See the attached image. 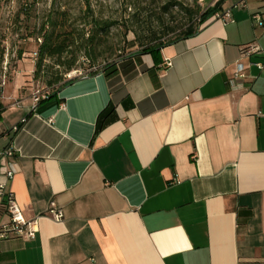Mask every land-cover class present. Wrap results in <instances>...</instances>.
Instances as JSON below:
<instances>
[{
    "label": "crops",
    "instance_id": "obj_1",
    "mask_svg": "<svg viewBox=\"0 0 264 264\" xmlns=\"http://www.w3.org/2000/svg\"><path fill=\"white\" fill-rule=\"evenodd\" d=\"M200 1L196 34L34 110L33 62L1 72L0 226L12 194L38 232L0 241V264H264V53L241 56L264 50V0Z\"/></svg>",
    "mask_w": 264,
    "mask_h": 264
},
{
    "label": "rangeland",
    "instance_id": "obj_2",
    "mask_svg": "<svg viewBox=\"0 0 264 264\" xmlns=\"http://www.w3.org/2000/svg\"><path fill=\"white\" fill-rule=\"evenodd\" d=\"M25 2V0H0V41L4 48L1 68L5 66L6 70L2 72L6 77H9L23 56L26 60H31L34 65L37 62V56L34 61L32 54H37L42 40L35 35L27 39L20 37L24 34L23 22H21L23 16L17 17L16 14ZM34 3V15L30 26L34 24L38 26L48 18L54 19L59 11L65 12L68 18L67 27L72 25L82 28V22L90 21L91 18L114 22V26L96 41L93 51L100 57L94 67L83 55L84 49L90 48V45L84 43L75 45V50L79 51V58L76 68L71 71L76 73L71 78L89 76L90 72L108 63L139 52L143 47L142 44L147 41L146 32L150 26L156 27L157 18L163 13L164 6L179 4L169 7L170 14H164V22L180 25L186 20V15L179 6L192 8L194 5L193 0H34ZM197 3L202 13L205 10L204 3L200 0H197ZM194 23H197V18L194 19ZM19 51H22L20 57ZM43 64L44 67L39 71L38 76L34 73L31 75L33 89L36 87L56 89L68 80L66 76L71 72L62 74V67L55 65L53 60H46ZM52 74L62 75V80L56 85L49 86L47 82Z\"/></svg>",
    "mask_w": 264,
    "mask_h": 264
},
{
    "label": "trees",
    "instance_id": "obj_3",
    "mask_svg": "<svg viewBox=\"0 0 264 264\" xmlns=\"http://www.w3.org/2000/svg\"><path fill=\"white\" fill-rule=\"evenodd\" d=\"M26 2L20 6L17 17L23 16V33L20 37L27 39L33 35L38 36L42 40L38 47L37 62L35 65V76H38L39 71L44 67V61L53 60L54 64L58 67H62V74L69 73L76 68L78 62V50H75V45L84 43L89 44L90 48L84 49V57L91 66L97 62L100 55L94 53V46L99 38L103 37L113 26L114 22L102 19H93L90 21L82 22V28L69 25L67 27L68 18L65 12L59 11L55 14L54 19L48 18L46 21L41 22L38 26L34 24L30 26L32 15H34V0H25ZM29 1V2H28ZM194 5L192 8L179 6L185 13L186 20L177 25L175 23L164 22V14L169 15V7H173L179 4H169L163 7V13H160L157 18L156 27L150 26L146 32L147 41L142 44V49L138 52L140 54L154 53L162 47L169 45L181 39L188 38L196 34L200 26L206 21L208 17L214 14L213 10L205 9L201 13L200 6L197 0H193ZM88 7V4H87ZM86 7V9H88ZM197 18V23H194V19ZM138 38V36H137ZM22 51L18 52L20 57ZM4 56V48L0 41V75L2 72L1 64ZM124 58L108 63L101 68L89 73V75H95L99 72L105 73L106 76L114 72L116 63ZM76 78L65 81L61 86L53 89V94L49 97L52 98L62 86L73 82ZM62 80V75L52 74L48 85H56Z\"/></svg>",
    "mask_w": 264,
    "mask_h": 264
},
{
    "label": "built area",
    "instance_id": "obj_4",
    "mask_svg": "<svg viewBox=\"0 0 264 264\" xmlns=\"http://www.w3.org/2000/svg\"><path fill=\"white\" fill-rule=\"evenodd\" d=\"M216 17L224 24L231 21V14L229 11L218 14ZM251 20L254 24L257 26L262 25V21L258 14H254L251 16ZM264 53V50H262L259 46L256 44H249L242 48L241 50V56L243 57H249L252 55ZM36 53L32 54L33 60H36ZM166 66H170V63L167 62ZM250 66L255 67L259 73H264V61H256L250 64ZM76 72H71L66 77L68 80L74 79V78H84L88 75H83L79 77L71 78L72 75H74ZM246 75L244 73V67L241 64L236 65L235 72L233 74V80L237 81H243L245 80ZM4 84V77L1 78L0 81V87ZM53 94V89L46 87V88H34L32 91V102H33V110L35 107L42 101L47 100L51 95ZM12 106H19V102L15 101L11 104ZM8 155H12V152L9 150L7 152ZM14 174V169L11 167L9 171H6L5 178L10 179ZM2 189V186H0V190ZM6 213L8 215V221L0 226V241L7 240L10 238H23V239H33L38 232V217L27 220L23 217L18 205L16 204L13 195L8 194L6 196ZM47 214L56 222H59L63 219V213L62 211L54 204V202H51L49 204Z\"/></svg>",
    "mask_w": 264,
    "mask_h": 264
}]
</instances>
